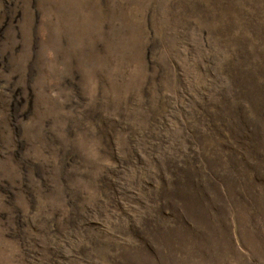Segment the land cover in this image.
<instances>
[{
	"label": "rangeland",
	"instance_id": "rangeland-1",
	"mask_svg": "<svg viewBox=\"0 0 264 264\" xmlns=\"http://www.w3.org/2000/svg\"><path fill=\"white\" fill-rule=\"evenodd\" d=\"M0 264H264V0H0Z\"/></svg>",
	"mask_w": 264,
	"mask_h": 264
}]
</instances>
